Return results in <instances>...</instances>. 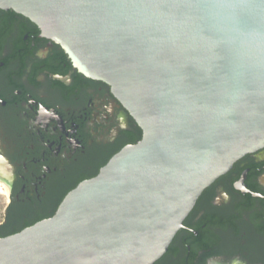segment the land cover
<instances>
[{
	"label": "water",
	"instance_id": "1",
	"mask_svg": "<svg viewBox=\"0 0 264 264\" xmlns=\"http://www.w3.org/2000/svg\"><path fill=\"white\" fill-rule=\"evenodd\" d=\"M142 130L0 264H154L202 193L264 148V0H0ZM1 171V166H0Z\"/></svg>",
	"mask_w": 264,
	"mask_h": 264
},
{
	"label": "flooded vegetation",
	"instance_id": "2",
	"mask_svg": "<svg viewBox=\"0 0 264 264\" xmlns=\"http://www.w3.org/2000/svg\"><path fill=\"white\" fill-rule=\"evenodd\" d=\"M142 135L108 84L84 77L35 24L0 8V178L9 187L0 238L52 218ZM154 264H264V148L202 193Z\"/></svg>",
	"mask_w": 264,
	"mask_h": 264
},
{
	"label": "rangeland",
	"instance_id": "3",
	"mask_svg": "<svg viewBox=\"0 0 264 264\" xmlns=\"http://www.w3.org/2000/svg\"><path fill=\"white\" fill-rule=\"evenodd\" d=\"M8 201H9L8 194L0 195V223L4 219V214H5L6 207L8 205Z\"/></svg>",
	"mask_w": 264,
	"mask_h": 264
},
{
	"label": "bare ground",
	"instance_id": "4",
	"mask_svg": "<svg viewBox=\"0 0 264 264\" xmlns=\"http://www.w3.org/2000/svg\"><path fill=\"white\" fill-rule=\"evenodd\" d=\"M9 191V187L7 185V183L5 181L2 180V178H0V195H7Z\"/></svg>",
	"mask_w": 264,
	"mask_h": 264
}]
</instances>
